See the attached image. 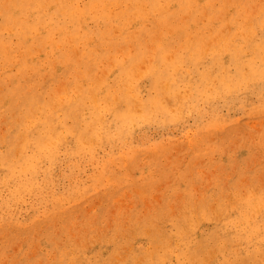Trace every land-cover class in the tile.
Listing matches in <instances>:
<instances>
[{"label":"rangeland","instance_id":"1","mask_svg":"<svg viewBox=\"0 0 264 264\" xmlns=\"http://www.w3.org/2000/svg\"><path fill=\"white\" fill-rule=\"evenodd\" d=\"M98 1L112 25L111 39L102 46L92 31L77 35L79 23L70 22L76 30L70 32L69 42L49 47L46 40L36 44L30 39L28 50L0 64V74L7 76L0 81V138L17 132L8 93L16 83L26 94L63 87L59 95L45 96L63 101L75 96L68 91L69 81L82 86L93 82L103 99L124 86V75L132 71L135 78L129 91L143 96L148 90L167 93L162 81L157 90L151 86V70L174 66L193 80L197 68L198 73L213 74L216 68L210 63L215 59L232 71L229 50L238 39L249 35L241 52L246 60L264 37V0H156L155 6L148 0ZM38 2L46 6H41L42 13L59 2L70 5V11L87 0ZM87 17L84 25L91 26ZM223 34L231 41L226 42ZM3 52L13 55L8 47ZM95 54L94 67H82ZM84 74L91 78L86 81ZM184 84L185 80L180 83ZM252 84L253 88L211 102L186 99L180 87V95L167 103L171 109L182 106L174 120L134 125L123 140L96 143L90 157L72 153L71 134L54 121L63 148L54 161L40 163L42 170L49 168L47 176L43 171L37 174L41 187L22 192L10 205L0 201V264H71L72 259L73 264H177L186 238L211 244L217 234L232 236V229L224 227L222 208L235 219L240 198L264 196V81ZM35 116L41 118V113L36 111ZM4 148L0 144V150ZM5 172L0 165V178L6 179L0 183L1 197L12 184ZM46 219L55 221L51 223L57 230L55 242L46 237ZM254 222L261 249L264 203ZM181 223L185 238L176 232ZM61 248L68 250L67 257L60 258ZM151 248L162 257L155 263L145 260L153 258L144 254ZM246 249V244L234 243L223 253L206 249L201 253L209 257L204 264H230Z\"/></svg>","mask_w":264,"mask_h":264},{"label":"bare ground","instance_id":"2","mask_svg":"<svg viewBox=\"0 0 264 264\" xmlns=\"http://www.w3.org/2000/svg\"><path fill=\"white\" fill-rule=\"evenodd\" d=\"M20 1L0 0V64H5L18 56L17 53L23 49L28 50L30 39H32V43L36 44L46 40L49 47L55 46L62 40L66 43L69 42L72 38L70 32L76 30L75 23L70 27L68 25L70 22L79 23L80 30L77 35L92 31L96 35L98 46H102L111 39L109 37L112 31L110 16L104 13L107 11L104 9V4L99 5V1L96 3V0H87L86 4L76 5L70 11H68L70 5L59 2L53 10L45 8L42 13H40L41 6L45 5H41L38 0H23L21 3ZM130 1L137 2L139 0ZM148 2L155 6L156 0H148ZM13 6L16 11L12 8ZM208 8L212 11L211 7L208 6ZM171 13H175V11H171ZM165 15L163 13L162 17L165 18ZM85 16H88L87 18L92 23L91 26L84 25ZM100 26L104 28L101 29ZM222 38L226 42L231 41L229 34H223ZM249 40V35L245 34L238 39V45L229 50L232 54L229 61L233 68L232 71L221 68L215 59L210 63V67L216 68L213 74L206 71L198 73L196 67L193 80L182 76L174 66L167 65V67L151 70L149 73L151 86L157 90L158 82L162 81L168 89L167 93L155 92L154 94L148 90L143 96L138 90L129 91L128 87L131 86L135 78L132 71H128L124 75V86L108 93L103 99L98 98L93 82L82 86L69 81L68 91L75 93V96L63 101L45 97L46 95H59L64 91L63 87H51L46 88L43 92L26 94L23 88L16 83L8 93L11 99L10 110L16 113L12 117L11 123L17 128V132L8 138H0V144L5 145L4 150H0V165L6 171L4 175L11 178L12 184L8 189V195L0 196V201L10 205L21 198L22 192H34L38 187H41L37 174L43 171V175L47 176L49 168L45 167L42 170L40 163L54 161L55 155L63 148L62 142L55 132L54 121L71 134L72 153L81 157H90L94 156L96 143L110 142L113 141L112 139L123 140L129 136L130 129L134 125L154 121L167 123L169 120H174L178 113L177 110H180L182 106L178 105L171 109L167 103L173 95H180V87L183 88V96L186 99L196 101L203 98L211 102L214 98L227 99L232 94L237 95L239 93L237 90L242 92L253 88V82L264 81V37L251 48V57L242 60V49ZM5 47H8L13 55H5L3 52ZM189 59L195 60L193 56H190ZM156 61L163 62L159 59ZM95 64L96 54L82 67L92 69ZM84 75L83 79L86 81L91 78L90 74ZM6 78V75L0 74V81ZM183 80H185V84L180 85ZM116 101L119 107L114 109L111 106ZM36 111L41 113V118H36ZM57 111H61L60 118L57 116ZM107 116L109 118H106ZM68 121L70 122L68 123ZM5 180L0 178V183ZM240 201L237 218L227 217L224 208L221 211L223 218L226 219L224 227L231 228L233 235L217 234L211 238V244L191 242L186 238L184 248L179 251L177 264H204L209 257L204 256L201 250L206 249L208 253H223L226 249H230L234 243H244L247 245V249L243 255L236 254L230 264H264V248L258 249L260 247L256 242L258 227L254 222L255 214L264 203V196L256 197V199L242 197ZM45 222L46 237L51 242H55L56 234L54 232L57 230H53L54 224H51L55 221L46 219ZM182 225L181 223L176 226V232L178 236L185 238L187 235L180 230ZM63 226L65 227V225ZM250 246L252 247L249 248ZM58 253L60 258H65L69 252L61 248ZM144 254L153 257L152 259L145 258L150 263H155L162 258L155 254L154 248L145 250ZM70 262L73 264V259ZM223 264L229 263L224 261Z\"/></svg>","mask_w":264,"mask_h":264}]
</instances>
